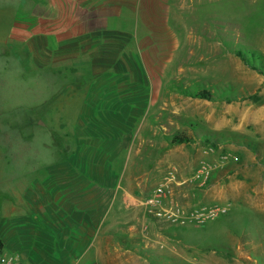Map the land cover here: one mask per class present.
Returning <instances> with one entry per match:
<instances>
[{
    "label": "rangeland",
    "instance_id": "374dc122",
    "mask_svg": "<svg viewBox=\"0 0 264 264\" xmlns=\"http://www.w3.org/2000/svg\"><path fill=\"white\" fill-rule=\"evenodd\" d=\"M91 157L133 196L115 228L124 250L147 264H264V0H0V232L30 214L50 167ZM170 170L186 216L227 213L154 219L143 204Z\"/></svg>",
    "mask_w": 264,
    "mask_h": 264
},
{
    "label": "crops",
    "instance_id": "0c3cea01",
    "mask_svg": "<svg viewBox=\"0 0 264 264\" xmlns=\"http://www.w3.org/2000/svg\"><path fill=\"white\" fill-rule=\"evenodd\" d=\"M104 85L117 90L112 83ZM141 88L135 84L136 90ZM117 94L109 95L111 101L106 104L115 99L120 101ZM125 113L129 115L128 111ZM96 132L85 136L89 140L94 138V148L101 146L102 139ZM80 137L83 139V135ZM90 159L62 162L48 169L54 179L32 190L27 205L30 214L13 211L14 226L7 234L0 232V244L8 254H11L8 249L26 252L24 264H147L145 258L124 250L115 240L116 226L131 221L133 196L116 184L115 175L109 173L113 170L110 164L103 163L101 169L100 163L95 162L99 159ZM19 221L26 224L19 227Z\"/></svg>",
    "mask_w": 264,
    "mask_h": 264
},
{
    "label": "built area",
    "instance_id": "2783aa9c",
    "mask_svg": "<svg viewBox=\"0 0 264 264\" xmlns=\"http://www.w3.org/2000/svg\"><path fill=\"white\" fill-rule=\"evenodd\" d=\"M211 165H203L197 172L195 180L201 187L206 185L207 180L211 176ZM183 185L180 182L177 171L170 170L166 177H164L161 183L153 190L146 200L143 206H145L154 217V219L164 220L169 223H177L179 219L186 217L192 220H196L198 223H205L209 217L217 215H224L226 209L220 206L213 207L208 214L204 212H193L187 214L181 206L173 199V191L175 187ZM0 264H24L22 258L17 254H8L4 247L0 244Z\"/></svg>",
    "mask_w": 264,
    "mask_h": 264
},
{
    "label": "trees",
    "instance_id": "16d2710c",
    "mask_svg": "<svg viewBox=\"0 0 264 264\" xmlns=\"http://www.w3.org/2000/svg\"><path fill=\"white\" fill-rule=\"evenodd\" d=\"M238 55H239L240 57H243L245 61L247 60V58L244 57V55H243L242 52H238ZM186 142L188 143V140H178V143H186Z\"/></svg>",
    "mask_w": 264,
    "mask_h": 264
}]
</instances>
